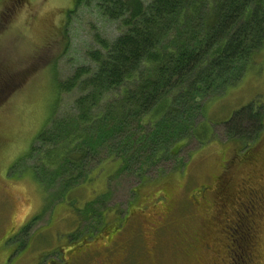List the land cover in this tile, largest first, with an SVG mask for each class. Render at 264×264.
<instances>
[{"label":"rangeland","instance_id":"374dc122","mask_svg":"<svg viewBox=\"0 0 264 264\" xmlns=\"http://www.w3.org/2000/svg\"><path fill=\"white\" fill-rule=\"evenodd\" d=\"M75 2L0 0V88L4 89L0 96H8L0 103V264H46L51 258L68 257L63 247L83 233L95 235L106 221L126 230L139 229L140 219L134 214L142 216L146 238L154 242L157 233L150 222L170 213L172 204L177 209L174 207L175 221L170 224L184 231L188 239H199V246L181 255L172 249L173 241L172 245L168 241L159 248L155 262L228 264L226 246H235L231 245L234 239L244 242V234L227 232L232 236L224 240L215 230L217 221L208 216L207 203L189 212L186 197L196 188L211 185L228 167L252 153L259 156L256 174L254 166L251 170L241 162L231 174L232 184H238L249 170L256 175L253 182L264 175V49L253 57L240 79L204 101L197 136L179 141L171 153L147 168L142 169L139 157L123 165L120 151L124 146L120 143L139 135L144 125L135 113L126 114L132 117L114 139L104 138L96 150L86 147L82 151L77 187L70 192L61 177L53 179V171H48L46 180L52 182L46 193L35 177L37 169L42 172L36 160L38 151L32 154V149L38 150V136L56 115L72 119L75 101L82 95L78 89L61 93L60 81L78 68L94 67L89 54L100 48L99 38L117 37L116 23L93 7L75 9ZM237 112L235 121L229 123ZM89 133L86 130V136ZM256 231L252 264H264V210ZM217 249L220 251L214 252ZM138 261L149 263L142 253Z\"/></svg>","mask_w":264,"mask_h":264},{"label":"trees","instance_id":"16d2710c","mask_svg":"<svg viewBox=\"0 0 264 264\" xmlns=\"http://www.w3.org/2000/svg\"><path fill=\"white\" fill-rule=\"evenodd\" d=\"M75 4V9L93 7L116 23L117 37L99 38L100 48L89 54L94 67L78 68L60 81L61 93L78 89L82 95L75 101L72 119L56 115L38 136V150L32 149V154L38 151L42 172L37 169L35 177L46 193L52 182L46 180L48 171H53V179L61 177L70 192L77 187L82 151L96 150L104 138L114 139L135 114L144 125L139 135L120 143L123 165L139 157L142 169L147 168L171 153L179 141L197 136L206 99L240 79L264 49V0H76ZM7 97L0 96V103Z\"/></svg>","mask_w":264,"mask_h":264},{"label":"flooded vegetation","instance_id":"af4514ba","mask_svg":"<svg viewBox=\"0 0 264 264\" xmlns=\"http://www.w3.org/2000/svg\"><path fill=\"white\" fill-rule=\"evenodd\" d=\"M258 157V155L255 156L252 153L246 158L236 161L232 167H228L221 176H218L211 185L196 188L186 197L187 203L190 204V207L187 206L189 212L207 203L205 209L208 216L210 215L213 220L217 221L215 230L218 231L221 237L223 236L224 240H228L232 236L228 235L227 232L233 233L240 230L244 234V242L237 239L238 242L234 239L231 245L235 246H226L225 252H227L228 264L253 263L254 254L251 250L253 244L255 245V241L252 239L257 233L258 220L262 215V210H264V175L258 182H253L256 178L254 173L256 174L255 167L259 162ZM241 162L242 165L251 170L254 166V173L249 170L250 173L234 185L232 184V173L236 167H241L239 165ZM169 201L171 203V199ZM174 207L177 209L176 205L172 204L169 208L170 213H166L168 215L163 213L158 216L157 222H150L156 229L155 233H157L154 242H149L146 238L143 230L146 222L142 219V216L134 214L137 221L140 219L139 229L135 226L133 229L126 230V227H122L121 224L116 225L114 221H106L103 228L97 232L98 234L94 235L90 231L83 233V235L78 236L79 238L70 241V246L63 247L62 250L64 252L66 248L65 254H68V257L62 255L59 258H51L46 264H139L138 255L140 253L147 255L148 264H158L155 262L156 254L159 248L168 241L170 243L173 241V245L171 243L172 249L176 250L177 253L188 255V253L197 249L199 239H195V237L188 239L184 231L180 232V229L175 227L174 224H170L175 221V217L173 218ZM138 211L144 212V209L139 208ZM133 218L131 214L128 222L131 223ZM217 241H219L222 248L221 238H218ZM57 251H55L56 254ZM218 251L220 250L217 249L214 252L217 253Z\"/></svg>","mask_w":264,"mask_h":264},{"label":"bare ground","instance_id":"6f19581e","mask_svg":"<svg viewBox=\"0 0 264 264\" xmlns=\"http://www.w3.org/2000/svg\"><path fill=\"white\" fill-rule=\"evenodd\" d=\"M51 199V198H50Z\"/></svg>","mask_w":264,"mask_h":264}]
</instances>
